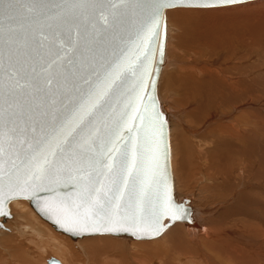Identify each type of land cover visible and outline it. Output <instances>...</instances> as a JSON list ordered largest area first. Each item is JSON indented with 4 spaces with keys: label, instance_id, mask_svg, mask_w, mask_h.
<instances>
[{
    "label": "snow or ice",
    "instance_id": "obj_1",
    "mask_svg": "<svg viewBox=\"0 0 264 264\" xmlns=\"http://www.w3.org/2000/svg\"><path fill=\"white\" fill-rule=\"evenodd\" d=\"M238 2L136 0L129 4L128 0H90L89 3L68 0L52 5L56 14L49 19L59 21L57 26L69 34V42L61 43L70 50L86 39L87 25L81 19L94 24V17L98 16L108 25L110 21L113 24L118 21L121 9L130 7L139 11L143 21L136 58L113 66L105 73L103 86L90 91L69 119L54 116L49 130L32 139L22 138L16 126L19 106L5 100L7 107L0 114V211L5 199L12 195L38 196L39 192H47L50 196L44 200L45 209L61 213L57 223L68 231L134 229L156 235L164 227L163 217L182 218L185 210L173 202L167 175V122L154 97L155 78H152V91H148L163 10L177 5L213 8ZM14 7L0 0L5 22L12 20L9 13ZM42 7L32 4L27 11L38 15ZM55 35L53 32V38ZM159 47L162 59V40ZM49 54L55 57V63L63 58L64 51L53 47ZM129 71L136 81L123 107L106 111L121 74ZM16 75L9 72L6 77L8 98L14 97L20 87L15 81ZM21 148L25 150L23 155Z\"/></svg>",
    "mask_w": 264,
    "mask_h": 264
},
{
    "label": "bare ground",
    "instance_id": "obj_2",
    "mask_svg": "<svg viewBox=\"0 0 264 264\" xmlns=\"http://www.w3.org/2000/svg\"><path fill=\"white\" fill-rule=\"evenodd\" d=\"M202 8L173 9L169 13L166 11V20L168 17L169 22L167 23L165 59L158 82V97L163 112L168 116L169 128L172 126L171 129L175 130L176 135L180 131L182 132L183 140L181 135L179 139L184 144H187L184 141L186 138L193 145L195 144L203 155L206 152L209 153V150H213L212 154L215 155V158L208 155H204L201 157L202 159L198 157L201 159V162L198 160L200 166L197 165L201 168L199 169L201 174L204 175L205 172L211 171L218 173L221 178H224L223 181H236L233 187L230 185L228 194L222 196L223 199L229 196V198H225L227 201L218 202L214 208L196 210L197 218L203 214L208 218L207 214L216 215V210H220L228 204L234 205L235 196L239 191L243 192L241 190L245 187L240 180L247 173L250 175L258 173L257 184L249 185L251 189L258 188L260 190L259 196L261 192L264 194L262 190L264 188V124H262L264 119L262 122L250 121L248 116V120H245L240 114L241 110L244 115L248 113L250 107L258 110L259 114L260 112L264 113V1L220 9ZM178 32L179 37L175 41L173 37ZM213 102H219L221 108L216 104L213 106ZM251 110L249 109V111ZM254 113L257 114V112ZM184 115L192 116L198 120L200 126L197 128L184 125L182 122ZM255 117L252 118L255 119ZM193 123L191 122V124ZM203 128L209 131L205 132ZM215 150L218 153H215ZM188 156L189 154H187ZM188 158L191 159L190 156ZM188 158H186L187 161ZM235 164L236 166H234ZM203 177L207 178V176ZM205 180L210 182L215 179ZM259 198L255 199L257 208L264 207V202ZM10 205H14L19 210L16 213L18 219H15L13 215L10 223H5L8 229L0 230L1 251L3 250L9 255V251L12 249V255L23 261L32 259L31 255L34 257L36 253L41 258L48 252L56 257L60 256L57 259L61 260V263L62 260L66 263L74 260L71 249L74 248L75 243L79 246L84 238L78 242L70 238V241L73 242V246H71V242L62 239V234L59 237L58 234L56 235L57 232L52 233L40 216L38 217V214L28 207L29 204L26 201L17 199L13 200ZM250 205L252 206V204ZM248 209L250 210V208ZM241 212L243 214V211ZM258 215L256 218L260 224L257 225L261 226L260 220L263 219ZM211 222L209 221L211 228L200 223L202 226L199 227V231L195 232V229H192L191 232H188L186 225L181 222L183 227L180 221H177L167 228V232L165 231L157 237V240L153 238V241L152 239L118 238L120 240L114 244L111 243L114 239L113 236L111 241H108L110 235H104L107 238L98 235L101 237L88 241L86 247L91 250L89 253L91 258H94V254L99 256L100 251L103 248L106 250L109 246L128 253L132 247L131 244H136L135 241L142 244V241L151 240V243L142 245L137 243L132 248L133 250L137 246H142L143 251H140L143 254L140 256L144 260L143 264H256V262L264 264V241L258 244L255 251H252L255 242L248 241L247 237L241 236L243 234L240 235L232 227H230L232 229L229 228L231 224L235 223L234 221L224 218L219 224L216 223L217 225ZM253 229L258 228L253 227ZM55 231L57 230L55 229ZM263 231L261 233L264 235ZM237 236L242 237L238 242L244 243V246L238 244L241 246L240 249L232 239ZM8 240L13 241L14 244L10 243L11 245H9ZM84 241L86 243L85 239ZM129 241L134 242L128 245ZM82 245L84 246V244ZM79 250L80 254L85 251L82 246H79ZM96 250L98 251L95 252ZM242 253L245 254L244 258ZM149 255L151 262H148L149 259H147ZM109 260L111 259L109 258ZM0 261L2 260L0 259ZM15 261L17 262V260ZM94 261H96L95 258ZM34 262L36 263V261Z\"/></svg>",
    "mask_w": 264,
    "mask_h": 264
},
{
    "label": "water",
    "instance_id": "obj_3",
    "mask_svg": "<svg viewBox=\"0 0 264 264\" xmlns=\"http://www.w3.org/2000/svg\"><path fill=\"white\" fill-rule=\"evenodd\" d=\"M253 0H239L238 3H245ZM68 0H4V3H11L15 7L9 15L10 22H5L4 12L0 9V114L7 107L5 100L18 105L16 108L15 122L22 138L32 139L46 133L54 116L63 120L69 119L76 108L87 99L90 91L102 87L105 73L112 69L117 63L125 59H135L137 42L140 37L142 15L132 8L120 10L118 21L105 25L95 16V23L81 19L86 24V39L76 43L74 49L64 48L63 42H69V34L63 28L58 27L59 21L49 19L55 16V10L51 7L55 4L66 3ZM78 3H89L90 0H74ZM136 0H128L129 4ZM32 4H39L43 7L38 15H32L27 7ZM175 7H196L177 5L165 8L162 14L159 28V39L156 41V54L152 60V71L148 81V91H152V78H155L154 97L158 110L166 120L165 136L168 145L167 175L172 188V199L177 205L182 206L185 214L180 219L172 220L170 217H163L161 223L164 225L159 234H145L130 231L116 232H92V231H68L57 223L61 213L50 212L44 207V200L50 196L47 192H39L38 196L12 195L6 198L0 211V230L8 229L6 222L12 220L10 203L13 200L24 199L29 202L32 209L43 220L50 223L58 232L70 237L73 241L98 235H110L128 240H145L161 236L169 226L177 221L186 225L187 231H199L202 226L197 218V211L192 205L191 197H179L174 188L171 146L169 137L168 116L161 108V101L158 97V82L160 71L164 64L167 20L166 11ZM51 24L52 27H48ZM11 27V31H9ZM53 32L56 33L53 38ZM163 42V57L160 56V41ZM62 49L63 58L53 63L54 56L49 54V49ZM157 69L159 72L157 74ZM9 72L17 74L15 81L20 87L16 90L14 97L5 96V81ZM136 77L132 72L121 74V80L117 81V88L111 94L105 108L119 110L123 107L124 99L130 89L133 88ZM12 83V82H9ZM145 103H148L145 96ZM60 121L58 120L57 123ZM36 132L33 133L32 129ZM24 149H20L21 155ZM61 191H64L61 189ZM154 227L155 225H146ZM198 226V227H196ZM195 227V228H194ZM47 264H62L56 257L47 258Z\"/></svg>",
    "mask_w": 264,
    "mask_h": 264
},
{
    "label": "rangeland",
    "instance_id": "obj_4",
    "mask_svg": "<svg viewBox=\"0 0 264 264\" xmlns=\"http://www.w3.org/2000/svg\"><path fill=\"white\" fill-rule=\"evenodd\" d=\"M259 1H264V0H253V1H249V2H245V3H239V4H234V5H227V6H219V7H213V8H205V7H175V8H170V9H167V13H169V11L170 10H173V9H220V8H227V7H234V6H245V5H248V4H250V3H258ZM247 3V4H246ZM166 13V14H167ZM169 21H168V17H167V23H168ZM178 37H179V32L176 34V35H174V40L175 41H177L178 40ZM240 56V55H239ZM238 57V56H237ZM257 63H259V62H257ZM163 77H164V75H163ZM160 79V78H159ZM213 104V106H215V104L216 105H218L219 106V102H213L212 103ZM214 108V107H213ZM219 108H221L220 106H219ZM249 109L251 110V111H249ZM248 109V113H245V115H244V113H241L243 110H241L240 111V114L244 117V119L245 120H248V116H249V119H250V121H256V120H258V121H260V122H262V119H264V113H261L260 112V114H261V116H260V114H259V111L258 110H256L255 108H253V107H250ZM222 110V109H221ZM254 112H257V114L256 113H254ZM253 113V114H252ZM218 114H221L220 112H218ZM247 114V115H246ZM187 115H184V116H182V122L184 123V125H187V126H189V127H199L200 126V123H199V121L198 120H196L195 118H193L192 116H188V117H186ZM254 116H256L255 117V119H253L252 117H254ZM260 116V117H259ZM187 119V120H186ZM192 119V120H191ZM185 120H186V122H185ZM190 120V121H189ZM190 123H189V122ZM191 122L193 123V124H191ZM199 124H198V123ZM198 124V125H197ZM262 124H264L263 122H262ZM171 128H172V126H171ZM171 128H169V136H170V146H171V166H172V174H173V181H174V188H175V192H176V194L179 196V197H183V196H186V197H191L192 195H193V203H192V205L195 207V209L196 210H206V209H209V208H214L215 207V205L218 203V202H220V201H222V202H224L225 200L227 201V199H225V198H229V196H227V197H225L224 199H223V195H226V194H228V191H230V185H231V187H233V185H234V183L236 182V181H234V180H232V182H231V180H228V182L225 180V181H223V179L224 178H221V176L218 174V173H214V172H211V171H207L208 173H206L205 172V174L203 175V174H201V172L199 171V169H201V168H199V161L201 162V157H204V155H208L209 157H212V156H214V158H215V155H213L212 154V151L213 150H209V153L208 152H206V154H202L200 151H199V149L195 146V144L193 145V143H191V142H189L188 140H186V138H184V141H185V143H187V144H184V142L182 141L183 140V136H182V132L180 131L179 132V134H177L176 135V133H174V129H171ZM181 128H182V126H181ZM254 129H257V128H254ZM203 130L205 131V132H207V131H209L208 129H205V128H203ZM174 134H173V133ZM173 134V135H172ZM181 135V136H180ZM182 137L181 139H179L180 137ZM189 143H191V144H189ZM189 146H190V148H189ZM194 149H193V148ZM188 148V149H187ZM194 152V153H193ZM200 152V153H199ZM215 153L217 152L216 150L214 151ZM197 153V154H196ZM218 153V152H217ZM187 154H189V156H190V158L191 159H189L188 157H187ZM195 154H196V156H195ZM198 154H200L199 156H198ZM202 154V155H201ZM211 154V155H210ZM192 155V156H191ZM217 156V155H216ZM194 157V158H193ZM201 158V159H199V158ZM186 158H188V161H187V159ZM193 158V159H192ZM195 159H196V162H195ZM199 160V161H198ZM235 160V159H234ZM236 161V160H235ZM188 162H190V163H188ZM192 162H194V163H196V164H194V163H192ZM236 163V162H235ZM183 164H187L186 166L185 165H183ZM197 165H199V166H197ZM234 166H236V164L234 165ZM233 167V166H232ZM197 169H198V171H197ZM211 170V169H210ZM198 172V173H197ZM215 174H216V176H215ZM257 174V175H256ZM256 174H251L250 175V173H247L245 176H243V178H242V180H240V182H242V184L245 186L244 187V189L243 190H241V191H243V192H240L239 191V193L238 194H240V195H236L235 196V198H234V201H235V203H234V205L233 206H231L230 204H228L227 206H225L224 208H220V210L218 209V210H216L215 211V213H216V215L215 214H207V215H209L208 216V218L207 217H205L204 216V214H203V216H201V217H199L198 218V221H199V223H202V224H205L207 227H209V228H211V225H210V223H209V221L211 222V220H213L211 223L212 224H216V223H218L219 224V222L221 221V219H224V218H227L228 220L230 219V221H234L235 223L234 224H231V226H229V228L230 227H232L234 230H236L240 235L241 234H243V235H241L242 237L243 236H245V237H247V240L248 241H251V240H253V242H255V247L253 246L252 247V251H255L256 250V247L258 246V244L260 243V242H263L264 241V235H263V233H261L263 230H264V207H262V206H259V208H257V202L255 201V199L256 200H258V198L260 197L261 198V201L262 202H264V194L261 192L260 193V196H259V189L257 188V189H254V188H252L251 189V186L249 185V184H257L256 183V181H257V176H258V173H256ZM218 175V176H217ZM262 175V174H261ZM203 176H207V178H204ZM256 176V177H255ZM250 177H253V178H250ZM205 179H215L214 181H207V180H205ZM217 179H218V182H217ZM222 180V181H221ZM253 180V181H252ZM247 182V183H246ZM249 182V183H248ZM227 184V185H226ZM248 186H250V187H248ZM226 187V188H225ZM250 189V190H248V189ZM227 189V190H226ZM255 190V191H254ZM263 191H264V188L262 189ZM244 191H246V192H244ZM249 193V194H248ZM242 195H244V196H242ZM249 195V196H248ZM253 197H252V196ZM242 196V197H241ZM259 196V197H258ZM250 197V198H249ZM241 198H243V199H241ZM259 198V199H260ZM19 200H23V201H26V203L27 204H29V202L27 201V200H24V199H19ZM252 200V201H251ZM245 202V203H244ZM252 204V206L250 205V204ZM235 204H236V206H235ZM247 204V205H246ZM245 206H246V208H245ZM28 207L30 208L31 206L30 205H28ZM228 207V208H227ZM231 207V208H230ZM256 207V208H255ZM32 208V207H31ZM30 208V209H31ZM243 208H244V210H243ZM248 208H250V210L248 209ZM262 208V209H261ZM10 209H11V213H12V215H14V218L16 219L17 218V216H16V213H18V209H16L15 207H14V205H10ZM232 209V210H231ZM241 209V210H240ZM246 209V210H245ZM258 209V210H257ZM240 210V211H239ZM249 210V211H248ZM241 211H243V214H242V212ZM256 211H257V213L259 214H257L256 213ZM246 212V213H245ZM221 213V214H220ZM222 213H224L225 215H223ZM239 213V214H238ZM250 213V214H249ZM245 214H247L248 216L246 217V215ZM251 214H253V215H251ZM255 214H257L258 215V217H262V219L263 220H260L262 223V227L260 226V225H257V224H260L257 220V215H255ZM37 215V214H36ZM226 215H228V216H226ZM241 215V216H240ZM245 215V216H244ZM225 216V217H224ZM251 216H253L252 218H250ZM38 217H39V215H38ZM240 217V218H239ZM221 218V219H220ZM18 219V218H17ZM42 219V218H41ZM243 219V220H242ZM244 219H247V220H244ZM219 220V221H218ZM236 220V221H235ZM42 221L44 222V223H46L45 225L50 229V231L52 232V233H56V235L58 234L59 235V237H61V234H62V239H64L65 241H67V242H71L70 243V245L71 246H73V242L72 241H70L71 239H70V237H68L67 235H65V234H63V233H60V232H58V231H55V228L50 224V223H48L47 221H45V220H43L42 219ZM241 222H243L242 224H239V223H241ZM248 222H250V223H248ZM8 223H10V222H8ZM181 223V222H180ZM182 224V223H181ZM180 224V225H181ZM251 225V226H249V225ZM217 225V224H216ZM182 226L184 227V225L182 224ZM243 226V227H242ZM52 227V228H51ZM196 227H198V226H196ZM247 229H246V228ZM252 227V228H251ZM253 227L254 228H258V229H253ZM261 227V230L259 229ZM199 228V227H198ZM232 228H230V229H232ZM263 228V229H262ZM199 230V229H198ZM254 230H256V231H254ZM259 230V231H258ZM46 231V230H45ZM55 231V232H54ZM168 231V229L166 230V232ZM254 231V232H253ZM260 233V235H259V233ZM264 232V231H263ZM46 233H48V231H46ZM60 233V234H59ZM246 233V234H245ZM258 233V234H257ZM245 234V235H244ZM63 236H64V238H63ZM104 236V235H103ZM107 236H109V235H107ZM107 236H104L105 238H107ZM97 237H101V236H93V237H91V236H89V237H87V238H84L85 240H86V243H85V241H84V239L81 241V243L79 244V246L81 247L82 246V248L83 249H85V251L84 252H81V253H83V254H80V250H79V246H77L76 245V243L74 244V248L73 249H71L72 251V257H73V261H71V262H63V260H62V264H143V262H144V260L142 259V257L140 256V255H142L143 254V252H141L140 250H142L143 251V249H141V247L142 246H137V248L136 249H133L134 250V252H133V250H132V248H134V245L136 246V244L137 243H140L139 241L137 242V241H135L136 242V244H131L132 242H134V241H129V242H127L128 243V245L129 244H131V249H129L130 251H128V253L126 254L125 253V251H124V253L123 252H121V251H123V250H118L116 247L114 248L113 246H109L108 248H106V250L103 248V250H101L100 251V255L99 256H97V255H95L94 254V258L96 259V261H94V258H91V254H89L90 252H91V250L90 249H88V247H86V246H88V241H91V240H93V238L95 239H97ZM112 236H109V239H108V241L110 240L111 241V239L113 238H111ZM241 237V238H242ZM240 237H236V238H232L236 243H235V245L237 244V247L239 248H241V246L240 245H243L244 246V243H241V242H238V240L239 239H241ZM68 239V240H67ZM158 238H156L155 240H157ZM237 239V240H236ZM120 239H118V238H115L114 237V239H113V241L111 242V243H118L117 241H119ZM154 239H152V241H153ZM247 240H246V242H247ZM258 242H256V241ZM9 242V245H11V244H14V242L13 241H10V240H8ZM150 241V242H149ZM151 240H146V241H142V244H148V243H151L152 242ZM4 243V242H3ZM11 243V244H10ZM123 243H125V242H123ZM232 243H233V241H232ZM82 244H84V246L82 245ZM141 244V243H140ZM141 244V245H142ZM238 244H240V245H238ZM5 245V244H4ZM140 247V248H139ZM263 247V246H262ZM6 248H8V247H6ZM109 248H110V250H109ZM239 248V249H240ZM264 248V247H263ZM105 250V251H104ZM113 250H115V251H113ZM118 252H117V251ZM98 250H96L95 252H97ZM110 251V252H109ZM141 253H140V252ZM0 259L2 260V261H0V264H23V262H24V264H29V262H30V264L32 263V264H47V258H49V257H56V255H53L52 253H50V252H48V253H46V254H44L45 256H41V258L38 256V254L36 253V259H35V256L33 257V255H31V257H32V259L31 258H29V259H26V261H28V262H26V261H23L22 259H18V258H16V257H14L13 255H12V253H13V250L11 249L8 253H9V255H7L6 253H4V251L2 250L1 251V248H0ZM103 254H102V253ZM107 253V254H106ZM122 253H123V255H122ZM133 253H134V255H133ZM52 254V255H51ZM244 253H242L241 255H242V257L244 258L245 257V254L243 255ZM5 255H7L8 256V258H7V256H5ZM105 255V256H104ZM127 255V256H126ZM10 256H11V259H13L12 261H11V259H10ZM104 256V257H103ZM133 256H136V257H133ZM39 257V258H38ZM138 257V258H137ZM149 257H151L150 255L149 256H147V259H149ZM56 258H60V256H57ZM109 258L111 259V260H109ZM129 258V259H128ZM134 258H135V260H134ZM10 259V260H9ZM17 260V262L15 261V260ZM39 259V260H38ZM62 259V258H61ZM86 259V260H85ZM120 259V260H119ZM140 259V260H139ZM36 261V263L34 262V261ZM134 260V261H133ZM137 260H138V262H137ZM61 261V260H60ZM139 261H141V262H139ZM16 262V263H15ZM110 262V263H109ZM115 262V263H114ZM148 262H151V260L149 259L148 260ZM154 264H156V263H154ZM203 264V263H202ZM237 264V263H236ZM256 264H257V262H256Z\"/></svg>",
    "mask_w": 264,
    "mask_h": 264
}]
</instances>
